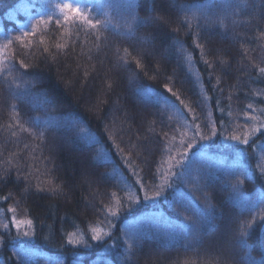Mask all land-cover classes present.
<instances>
[{
    "label": "trees",
    "instance_id": "obj_1",
    "mask_svg": "<svg viewBox=\"0 0 264 264\" xmlns=\"http://www.w3.org/2000/svg\"><path fill=\"white\" fill-rule=\"evenodd\" d=\"M74 1L103 18L100 34L118 24L124 38L106 48L67 44L55 23L63 0H0V43L20 45L16 54L0 49V77L22 71L9 93L0 87V264H264V128L246 146L235 141L249 161L215 151L185 171L175 197L145 199L175 179L183 163L172 155L193 142V113L165 84L194 109L205 143L264 122V75L254 66L264 67V0ZM49 17L52 42L16 39ZM35 125L49 130L47 141ZM116 203L119 232L89 244L91 229L111 226ZM14 216L32 224L17 227ZM188 218L195 235L178 227Z\"/></svg>",
    "mask_w": 264,
    "mask_h": 264
},
{
    "label": "rangeland",
    "instance_id": "obj_2",
    "mask_svg": "<svg viewBox=\"0 0 264 264\" xmlns=\"http://www.w3.org/2000/svg\"><path fill=\"white\" fill-rule=\"evenodd\" d=\"M74 2L79 3L78 1H74ZM80 6H81V4H80ZM81 7L84 8L83 6H81ZM118 9H119L118 6L111 8V9L108 7L106 8V10H108L110 12L117 11ZM59 14L60 13H58V16H59ZM86 15L89 18H91L93 21L98 20L100 22V24L98 25V27L96 29H91L87 25L81 26L80 24L69 22L67 27H65V29L62 32L57 33L58 36L66 38V40L68 42L67 44H69L70 42H75V43H81L82 45L85 44L87 46H91V45L97 43V44H99L100 48H106L110 43L116 42V40H122L124 38V35H126V33L123 32V30L119 27L118 24L106 25V26H113L115 28L111 29L109 31H106L105 33L103 31V33L100 34L99 29L103 26V24H102L103 18L95 16L94 14H92V12H87ZM61 22L64 23L63 20H61ZM119 24L123 25L124 30L127 29V25L125 23L119 22ZM34 25L35 24L30 25L29 27L24 29L23 32L24 33L29 32L30 30L32 31L35 28V29H37L36 35H34V36L30 35V36L24 37L22 43H26L27 45H33L35 47L36 44H39V45L45 44L47 39H50V42H52V39L54 37H52L50 35V33L48 32L49 23L47 24V26H45V24L41 23V22L37 23L35 25V27H34ZM23 32L19 36L22 37ZM19 36H16V39ZM90 38H93L95 40V42L89 44L91 42ZM41 40H42V42H41ZM0 49L2 52L7 51V52H13L14 54H16L20 50V45H19V43L17 45H14V44H12V42L8 41L5 45L0 43ZM5 63L6 62L0 60V69L4 67ZM126 64L123 66L124 70H126V67H125ZM15 66H18V63H15ZM17 69L11 71V74H8V76H7V74H5L4 76L0 77V87H3L5 89V86L10 82V80L12 78L17 77L19 75H22L21 74L22 71L21 70L19 71ZM28 71H29V69H28ZM24 89L26 90V93H29L31 91V88L27 85H24ZM17 91L18 90L12 91L13 93L11 96L13 98L18 99V100L25 98L24 95L19 94L20 92L17 93ZM5 93L7 94L9 92H7V90L5 89ZM13 114H14V112H13ZM14 116H15V114H14ZM19 124L22 128H24V123H19ZM251 128L252 127L244 130L245 132H243L241 135H239L241 137V139L244 138L245 134L247 132H249ZM34 130H40L43 133V136L41 137L42 140L47 141V138L49 136V132H47V131H49V130H47L45 126L35 125ZM252 136L253 135H251L250 137H252ZM215 137H219V133H216ZM238 143H240V142H238ZM23 146L24 145H21V148ZM237 148H238V145L235 144V140L233 142H230L228 137H224L223 139H220V142L218 143L217 146L214 144L205 143L204 141H200L199 139H197L196 141H193L191 144V151L189 149V152H187V157L185 159H183V162H182L183 165L177 167L178 171H177V174L175 175L176 176L175 179H171L168 177L169 179L166 180L163 189H161L159 192V195H157V192H154L148 197V199H150V200L156 199L157 200L160 197H164V196H168V195L170 196V198L175 197V193L177 191V188L179 189V186L186 182L185 171L188 168L193 169L194 167H197V165L199 163H202V164L207 163L214 156L215 151H219V150H221V151L233 150L234 151ZM243 148L245 149V151H243L241 153H237L236 151L233 152L235 159L239 162H241L243 160L244 161L250 160V157L248 155L246 148L245 147H243ZM180 153L181 152H179L178 154L174 153V155H172L174 158H176L175 162L181 160ZM97 166H99L100 169H103V167L100 164H98ZM180 189L183 190V189H187V188L184 187V188H180ZM174 190H175V192H171V193L167 192V191H174ZM181 195H183V194H181ZM119 206H120V203H116V205L113 208H111V212L116 213V215H112L111 212H109L107 210L106 216L109 219V221L110 220L112 221L111 226H107L106 227L107 230H105V231L101 230V232L99 233L101 235L100 240L94 239L93 234L87 236V242L89 244L100 245V243H103L105 241V239L110 237L112 234H113V237L116 236V234L119 232V230H117V229L114 230V227H115L116 221L120 218ZM14 219L16 220L15 216L13 217V220ZM193 224H195L194 220L188 218V219H186V221L184 223H180L178 225V227L182 228L184 231L192 232L191 234L195 235V234H197V231L193 229V226H194ZM153 225L156 227V229H159V231H160V228H159L160 226L157 224V222ZM71 241L78 243L79 247L82 246L81 242L85 243L86 248L91 247V245L89 246V244L86 243L84 241V239H82V238H80V239L72 238Z\"/></svg>",
    "mask_w": 264,
    "mask_h": 264
},
{
    "label": "snow or ice",
    "instance_id": "obj_3",
    "mask_svg": "<svg viewBox=\"0 0 264 264\" xmlns=\"http://www.w3.org/2000/svg\"><path fill=\"white\" fill-rule=\"evenodd\" d=\"M54 7L57 8L59 10V13H60L59 16L55 20V23L57 25H59L61 23V20H63L65 27H67L69 22H72V23L80 24L81 26L87 25L91 29H96L98 27V25L100 24V22L98 20L93 21L91 18H89L86 15V9L82 8L79 3L74 2V0H63V2L56 4ZM262 10H264V9H262ZM157 19H162V18L158 17ZM50 22H51V17H49L47 20L44 21L45 26H47V24ZM175 30L178 31V29H175ZM36 32H37V29L34 28L31 32H25L22 37H17V39L23 41L24 37H27L30 35L34 36V35H36ZM261 35L264 36V33H261ZM41 42H42V40H41ZM25 47H28V45H25ZM56 47L58 49H60V48H64L65 45L64 44H56ZM198 47H199V45H198ZM44 51H48V49L45 48ZM125 51H127V50H125ZM186 59L188 61H191L192 58H191V56H186ZM205 63L208 64L209 62L205 61ZM20 64H21V66H23L25 68L28 67V65H26L23 60L20 61ZM136 64L138 66H140L141 68H143V65L140 64L139 60H136ZM254 66L257 68L258 72L261 75H264V67H261L259 65H254ZM85 75H87V73H85ZM164 88L167 90L168 93L171 94V96L176 97V99L179 100V103L181 105H184L185 108H187V111L189 113H193V117H192L193 123H191L190 125H187L194 130V134L191 137V140L195 141L197 139H199V140L211 139V136H204V135L200 134V124L195 123V120L197 119V117L195 115L194 109L189 107L185 103L184 100L180 99L177 92L173 91L172 87H169L167 84H165ZM165 99L167 100V98H165ZM247 107L249 109H252L253 105L248 104ZM12 108H13V112H15V106L14 105L12 106ZM177 111L179 112L180 109L178 108ZM248 118L253 120V121H255L257 119L256 116H250ZM261 128H264V122H261L259 126H253L250 129V131L245 134L243 139H241V137L239 135H232L229 137V139H232V140H235V141H238L242 144L247 145L249 143V137L251 135H253L255 132L260 131ZM36 135H37V138H41L43 136V133L41 132V133L36 134ZM164 135L167 136V133H165ZM180 135L183 136L185 134L183 132H181ZM212 135H215V129L212 130ZM181 144L182 145L184 144L183 140H181ZM190 147H191V144L186 145V149L190 148ZM180 156H181V160L178 161V163H182L183 159H185L187 157V151L180 153ZM169 159L171 160L173 158L169 157ZM260 171H261V174H264V167H261ZM133 175H136V173L133 172ZM172 175H175V173H172ZM138 182H139V178H138ZM37 187H39V186H37ZM140 187L142 188V187H144V185L141 183ZM39 190L42 191L43 189H39ZM50 190L55 191L56 189L53 188ZM112 195L115 196V193H113ZM157 195H159V192H157ZM5 199H7V197H5ZM145 199H148V197H145ZM11 211L13 213H15V209H11ZM108 211L111 212V209H108ZM111 214L116 215V213H114V212H111ZM189 219H191V218H189ZM14 222L17 224V227H19V225L22 223L29 225V226L32 224L31 220L17 221L14 219ZM250 227H251L250 222H244V224L241 226L239 234L242 238L248 235V233L245 230L250 228ZM91 231L93 232V238L94 239H96V240L101 239V235L99 234L101 232L100 229L93 228V229H91ZM28 234L29 233H27V232L25 233V235H28ZM241 244L246 246L247 240L241 239ZM129 247H131V245H129ZM185 264H188V262H185Z\"/></svg>",
    "mask_w": 264,
    "mask_h": 264
}]
</instances>
